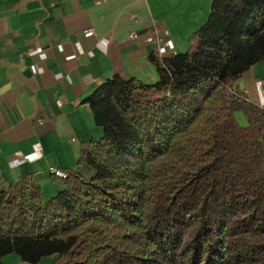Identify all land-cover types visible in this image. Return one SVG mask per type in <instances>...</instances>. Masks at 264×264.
Wrapping results in <instances>:
<instances>
[{
	"label": "trees",
	"instance_id": "obj_1",
	"mask_svg": "<svg viewBox=\"0 0 264 264\" xmlns=\"http://www.w3.org/2000/svg\"><path fill=\"white\" fill-rule=\"evenodd\" d=\"M261 61L264 0H213L156 84H103L79 159L94 175L66 171L49 201L30 174L0 191V264H264V109L235 87Z\"/></svg>",
	"mask_w": 264,
	"mask_h": 264
},
{
	"label": "crops",
	"instance_id": "obj_2",
	"mask_svg": "<svg viewBox=\"0 0 264 264\" xmlns=\"http://www.w3.org/2000/svg\"><path fill=\"white\" fill-rule=\"evenodd\" d=\"M213 0H0V191L30 174L43 201L63 180L50 168L90 179L83 144L99 140L88 99L115 78L158 82L155 60L186 54ZM92 30L89 37L84 35ZM236 90L264 109V61ZM57 255L37 264H62ZM1 264H29L15 254Z\"/></svg>",
	"mask_w": 264,
	"mask_h": 264
},
{
	"label": "built area",
	"instance_id": "obj_3",
	"mask_svg": "<svg viewBox=\"0 0 264 264\" xmlns=\"http://www.w3.org/2000/svg\"><path fill=\"white\" fill-rule=\"evenodd\" d=\"M93 34L92 30H87L86 32H84V35L86 37H89ZM49 174L60 179L63 180L65 178H67L68 174L66 171L61 170V169H57V168H50L49 169Z\"/></svg>",
	"mask_w": 264,
	"mask_h": 264
},
{
	"label": "rangeland",
	"instance_id": "obj_4",
	"mask_svg": "<svg viewBox=\"0 0 264 264\" xmlns=\"http://www.w3.org/2000/svg\"><path fill=\"white\" fill-rule=\"evenodd\" d=\"M236 120L241 126H245L247 124V121L245 117L242 114H237L236 115Z\"/></svg>",
	"mask_w": 264,
	"mask_h": 264
}]
</instances>
